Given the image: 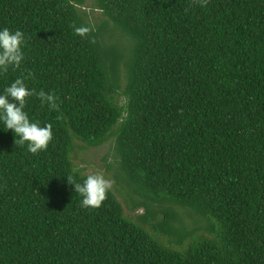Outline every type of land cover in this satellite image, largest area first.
<instances>
[{
	"label": "trees",
	"instance_id": "trees-1",
	"mask_svg": "<svg viewBox=\"0 0 264 264\" xmlns=\"http://www.w3.org/2000/svg\"><path fill=\"white\" fill-rule=\"evenodd\" d=\"M0 27L27 37L0 90L59 104L29 99L37 154L0 125V264H264V0H0ZM107 143L141 215L80 206L74 155Z\"/></svg>",
	"mask_w": 264,
	"mask_h": 264
},
{
	"label": "clouds",
	"instance_id": "clouds-1",
	"mask_svg": "<svg viewBox=\"0 0 264 264\" xmlns=\"http://www.w3.org/2000/svg\"><path fill=\"white\" fill-rule=\"evenodd\" d=\"M92 31L90 26L83 24L74 27V34L81 38L88 37ZM26 43L27 37L22 30L0 27V74L21 68ZM27 78L19 76L0 90V125L11 130L16 145L26 146L29 153L37 154L45 151L53 140V126L50 123L41 124L30 117L25 110L29 99L35 96L41 106L46 105L50 111H58L59 104L54 94L30 88ZM71 184L80 196V206L85 209L100 207L112 186L111 181L99 172L87 175L82 182L73 181Z\"/></svg>",
	"mask_w": 264,
	"mask_h": 264
},
{
	"label": "rangeland",
	"instance_id": "rangeland-1",
	"mask_svg": "<svg viewBox=\"0 0 264 264\" xmlns=\"http://www.w3.org/2000/svg\"><path fill=\"white\" fill-rule=\"evenodd\" d=\"M90 18H101L102 14L98 10H90L87 9ZM127 47L129 46V41L125 42ZM112 145L109 143L103 144L102 147L99 148H89L86 150L78 151L73 158L74 164L79 169H84L83 173L85 174H94V173H102L106 179L111 181L110 190L116 195L118 201L122 204L124 209V214L126 216L134 217L135 215H141L143 213L142 209H138L137 211H129L126 209L125 198L126 194L123 191L122 187L116 182L113 177L112 170H107L106 166L115 167V159L113 160L111 157H107L108 153H110Z\"/></svg>",
	"mask_w": 264,
	"mask_h": 264
}]
</instances>
